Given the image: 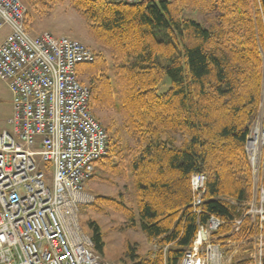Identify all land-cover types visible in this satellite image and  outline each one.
Wrapping results in <instances>:
<instances>
[{"label": "trees", "instance_id": "obj_1", "mask_svg": "<svg viewBox=\"0 0 264 264\" xmlns=\"http://www.w3.org/2000/svg\"><path fill=\"white\" fill-rule=\"evenodd\" d=\"M22 1L28 25L65 0ZM69 1L90 37L110 54L96 52L93 62L78 68L109 136L107 153L96 163L105 175L93 177L112 185L113 175L130 180L137 225L158 246L169 245L167 264H179L198 219L219 217L224 224L217 235L226 237L254 198L246 147L264 74V21L254 16L256 0ZM188 8L214 18L205 25L186 16ZM165 76L171 85L160 93ZM194 174L207 177L200 215L192 207ZM124 200L98 194L89 205L113 208L134 226L132 205ZM250 221L246 217L242 226L248 237ZM88 228L95 251L102 253L101 228L96 222ZM158 252V258L137 264H162Z\"/></svg>", "mask_w": 264, "mask_h": 264}, {"label": "built area", "instance_id": "obj_2", "mask_svg": "<svg viewBox=\"0 0 264 264\" xmlns=\"http://www.w3.org/2000/svg\"><path fill=\"white\" fill-rule=\"evenodd\" d=\"M26 12L22 0H0V30L9 28L0 44V79L13 95L10 126L0 133V264H117L95 251L79 216L81 206L95 200L86 183L109 143L91 108L90 88L79 78L78 67L93 62L96 53L70 36L56 37L50 31L31 34ZM261 130L262 137L247 141L250 156L258 151L260 173L264 117ZM206 180L205 174H194L191 180L192 207L198 215ZM257 190L226 237L217 235L224 224L219 217L211 215L205 223L198 219L195 238L180 264H229L223 244L233 253L244 247L246 217L255 235L251 256L244 259L246 264H264V187Z\"/></svg>", "mask_w": 264, "mask_h": 264}, {"label": "rangeland", "instance_id": "obj_3", "mask_svg": "<svg viewBox=\"0 0 264 264\" xmlns=\"http://www.w3.org/2000/svg\"><path fill=\"white\" fill-rule=\"evenodd\" d=\"M254 16L255 18H259L263 22L262 16V8L259 0H256L253 3ZM186 16L189 18L197 19L205 25H209L210 21L213 20V15H204L201 12L193 11L191 8H188L185 11ZM29 31L34 35L40 34L44 31L52 32L56 37L59 36H71L75 39L81 40L83 43L87 44L94 52L102 51L105 55L110 59V54L108 51L103 50L100 46H98L95 41L90 37L87 25L85 21L81 18V16L71 7L70 1L65 0L64 3L56 5L49 14H36L34 20L31 18L28 20L27 25ZM9 32L8 27H4L0 30V44L3 42L4 38ZM263 58H264V51ZM84 78L85 75H80V80ZM263 84H264V74H263ZM171 85L170 78L165 76L162 83L159 85L158 91L164 92ZM261 109L264 108V94L263 100L261 97ZM260 109V112H261ZM13 114V95L10 89V86L7 82L0 79V132L9 128L8 119ZM260 114V113H259ZM113 115V114H112ZM259 116V115H258ZM257 116V118H258ZM106 118L103 120H107L110 122L111 118L109 116H105ZM257 120V119H256ZM256 122V121H255ZM255 122L253 121L251 129L253 128ZM250 135V133H249ZM250 137V136H248ZM179 142L183 140L181 135L177 136ZM249 142V141H248ZM247 142V147H248ZM246 147V148H247ZM248 153V151H247ZM248 157L251 160V156L248 153ZM252 163V160H251ZM259 166V165H258ZM256 168V167H255ZM253 169V178L255 180L254 187V198L251 200L253 202L258 195L257 187L259 186L260 179V171L257 173V169ZM257 170V171H256ZM98 168H96V172H98ZM101 174L105 175V173ZM114 180L115 184H108L102 182L96 176H94L89 182L88 187L86 189L88 192L92 193L94 196L97 194H103L107 196H112L116 198H124L125 202L128 205H132L131 209L134 213L133 225L127 226V218L124 214L116 211L115 209L105 207V211H99L92 205L90 206H81L80 208V223L83 230L87 233H90V229L88 226L90 222H96V224L101 228L103 232V242H104V251L98 252L103 258L112 260L117 264H137V262H141L143 258H158V251H162V249L166 247V245L158 246L155 240H149L145 234L142 232L139 224V219L137 216V210L133 201V190L131 188L130 180L123 179L120 177H116L115 175L111 176ZM87 185V184H86ZM250 202V203H251ZM101 206V203H100ZM250 204L244 206V211L248 210ZM252 217V216H251ZM251 222V221H250ZM253 233L246 239L244 243V247H238L237 253H233L229 249L228 244H223V250L225 251V261L229 260V264H246L248 261H245L244 258H248L251 256V243L254 237ZM128 247H130L128 250ZM133 251V253H131ZM97 252V251H96ZM237 254V255H236ZM242 260V261H241Z\"/></svg>", "mask_w": 264, "mask_h": 264}, {"label": "bare ground", "instance_id": "obj_4", "mask_svg": "<svg viewBox=\"0 0 264 264\" xmlns=\"http://www.w3.org/2000/svg\"><path fill=\"white\" fill-rule=\"evenodd\" d=\"M263 117H264V108L261 109V112L253 126L250 138L253 141V143L259 138L262 137V130H261V125L263 122ZM254 153L251 156V160L254 164V166L256 167V169L258 170V165H259V161H258V151H256L255 149L253 150Z\"/></svg>", "mask_w": 264, "mask_h": 264}, {"label": "crops", "instance_id": "obj_5", "mask_svg": "<svg viewBox=\"0 0 264 264\" xmlns=\"http://www.w3.org/2000/svg\"><path fill=\"white\" fill-rule=\"evenodd\" d=\"M5 39V38H4ZM12 92V91H11ZM11 118V117H10ZM9 118V119H10ZM8 119V120H9ZM6 129V128H5ZM1 133V132H0ZM89 182V181H88ZM88 182H87V185H86V187H88ZM92 194V193H91ZM98 195V194H97ZM95 197H96V195H95ZM87 233V232H86ZM89 234V233H88ZM90 235V234H89ZM196 235V234H195ZM195 238V237H194ZM194 240V239H193ZM192 244V243H191ZM166 246H168V248H167V250H166V253H165V251H164V248L162 249V258H163V260H162V264H164L165 262H166V264H167V252H168V249H169V245L168 244H166ZM191 246V245H190ZM182 259V258H181ZM109 260V259H108ZM181 261V260H180ZM179 264H180V262H179Z\"/></svg>", "mask_w": 264, "mask_h": 264}, {"label": "water", "instance_id": "obj_6", "mask_svg": "<svg viewBox=\"0 0 264 264\" xmlns=\"http://www.w3.org/2000/svg\"><path fill=\"white\" fill-rule=\"evenodd\" d=\"M263 2V5H264V0H262ZM263 94H264V84H263V89H262V100H263ZM261 106H262V103H261Z\"/></svg>", "mask_w": 264, "mask_h": 264}]
</instances>
